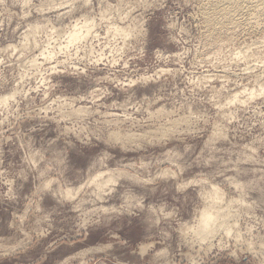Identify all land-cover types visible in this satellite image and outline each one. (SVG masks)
<instances>
[{"label":"rangeland","instance_id":"obj_1","mask_svg":"<svg viewBox=\"0 0 264 264\" xmlns=\"http://www.w3.org/2000/svg\"><path fill=\"white\" fill-rule=\"evenodd\" d=\"M5 95L0 264H264V0H0Z\"/></svg>","mask_w":264,"mask_h":264},{"label":"bare ground","instance_id":"obj_2","mask_svg":"<svg viewBox=\"0 0 264 264\" xmlns=\"http://www.w3.org/2000/svg\"><path fill=\"white\" fill-rule=\"evenodd\" d=\"M96 23L97 22H95L94 19H90L86 16H84L82 19H79L78 21H76L75 24L71 25L70 28H68V30L66 32V36H65L66 45L64 47H60L59 50L63 51V50L68 49L72 46H76V45L81 44L84 41H87L91 36L96 34V30H95L97 27ZM39 29L40 28L38 26L31 28L29 31V34L25 36L27 41L30 40L29 38L34 37ZM111 30H113V32L116 35L123 36L124 39L128 38L130 35L127 28L121 27L118 25L111 26ZM49 46L50 45L48 44V46L46 48L42 49V51H41V57L42 58L44 57V59L46 61H49L53 57H56V51L54 50V48L50 49ZM58 64H60V63H58ZM28 65H30V64H28ZM39 65H40V63L38 62V59H34L31 61L30 67H38ZM55 69H56V67L52 68L53 71ZM145 80H147V79H145ZM250 95L253 96L254 92H252ZM13 98H14V95H11V96L5 95V96L1 97L0 98V105H2V106L8 105L10 100ZM236 98H238V96ZM103 177H104V173H100L93 178L91 183L96 182L97 186H99V187H102L106 183H116L114 179H108L107 181L101 182V179ZM97 178H99L98 181L96 180ZM64 194H66L65 195L66 197H70L72 195V192L66 191V193H64ZM215 199H217V200L221 199L218 192H216ZM211 208L205 209L203 211L201 219L198 223V226L195 228L202 239H206L209 235H211V233L213 232L214 225L216 224V222L219 219L222 218V213L220 211L216 210L215 212H212ZM205 217H207V219L212 222V227L210 229H207V230L201 229V227H200L201 221ZM247 245L249 246V244H247Z\"/></svg>","mask_w":264,"mask_h":264},{"label":"clouds","instance_id":"obj_3","mask_svg":"<svg viewBox=\"0 0 264 264\" xmlns=\"http://www.w3.org/2000/svg\"><path fill=\"white\" fill-rule=\"evenodd\" d=\"M201 229H210L212 227V222L207 219V217L203 218L200 224Z\"/></svg>","mask_w":264,"mask_h":264}]
</instances>
